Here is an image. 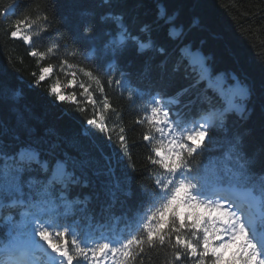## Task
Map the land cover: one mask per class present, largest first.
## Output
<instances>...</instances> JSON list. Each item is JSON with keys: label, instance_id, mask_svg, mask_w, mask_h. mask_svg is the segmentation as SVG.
Instances as JSON below:
<instances>
[{"label": "snow or ice", "instance_id": "6c2138e0", "mask_svg": "<svg viewBox=\"0 0 264 264\" xmlns=\"http://www.w3.org/2000/svg\"><path fill=\"white\" fill-rule=\"evenodd\" d=\"M170 2L175 3L177 11L167 15L159 0H104L103 12L97 10V0H56L52 5L54 8L69 6L63 19L53 25L47 16L44 17L48 25L44 31L55 34L48 52L70 48L73 59L79 56L91 65L87 69L67 72L69 86L78 87L80 97L75 91L66 94L55 85L50 88L49 95L58 104L74 105L90 128L107 132L102 111L112 109L109 89L127 90L132 86L133 73L141 79L150 78L153 73L157 77L150 103L144 107V118L137 123L146 121L148 125L141 134L146 145H152L157 135L161 137L157 145L149 149L145 169L150 176V169H158V178L152 181L150 189H146L137 182L135 169H129L122 177L116 175L115 167H109L104 173L112 185L113 198L116 191L121 192L122 203L129 210L148 206L154 209L145 217L148 221L144 224L146 233L126 237L123 243L117 241L119 247L110 243H97L93 247L86 242V237L72 233L70 226L60 224V230L52 231L57 218L72 215L76 205L86 207L91 200L89 195H84L83 199L79 193L75 197L72 195L73 188L89 187L90 160L86 153L67 151L61 141L36 138L35 129L22 114L17 116L12 139L7 140L2 131L6 85L0 81V238L8 240L0 264H43L37 257L40 251L48 252V264H105L110 253L118 252L122 253V258L116 264H128L124 258L134 254L139 258L145 245L150 250L169 248L171 258L166 264H264V247H261L264 240L257 239L264 233V227L257 229L253 220L242 214L237 206L238 201L254 202L257 199L252 190L255 185H247L253 178L252 168L259 162L247 158L241 147L248 130L234 133L230 138L237 168L230 169L228 175L220 179L222 187L211 188L192 165L206 140L211 139L210 129L200 126L186 134L178 132L181 127L177 122L178 110L187 103L184 97L199 85L194 81L186 88L168 93L165 81L181 71L185 55L203 56L205 60L208 56L200 44V35L191 31L180 18L183 0ZM134 6L150 7L154 14L143 18L127 14L125 10ZM113 20L120 23L119 35L111 23ZM27 23L26 19H16L14 29H9L6 34L31 42L33 38L20 31V26ZM61 26L70 33L68 38L61 34ZM32 27L28 24L29 30ZM110 28L112 31H108ZM144 33L153 38L150 44L140 42ZM145 49H150L154 55L145 57ZM174 54L179 58L174 59ZM31 55L35 57L37 53L33 51ZM63 68L71 69L72 66L65 60ZM53 71L51 66L42 68L35 85L46 82V77ZM78 71L96 85L95 95L90 85L77 82ZM162 93L170 98L176 112L163 99L157 98ZM132 95L133 92L128 91V97ZM233 96L218 117L219 130L225 136L229 131L230 112L245 124L255 111L251 106V86H238ZM81 98H86L93 109L102 98V111H93L92 117L88 118L87 110L79 106ZM258 107L260 117L264 119V91L260 94ZM168 137L165 151L164 140ZM105 138L111 141L110 135ZM130 147L126 137L121 135L119 149L126 152ZM259 191L264 196V176L260 178ZM69 234L72 235L70 241L66 239ZM136 248L140 251L136 252Z\"/></svg>", "mask_w": 264, "mask_h": 264}, {"label": "trees", "instance_id": "16d2710c", "mask_svg": "<svg viewBox=\"0 0 264 264\" xmlns=\"http://www.w3.org/2000/svg\"><path fill=\"white\" fill-rule=\"evenodd\" d=\"M55 3L56 0H0V81L6 85L3 96V134L7 140L12 139L17 116L22 114L35 129L36 138L58 140L62 142L63 148L73 154L78 151L87 154L90 160L87 170L89 187L73 188L72 195L75 197L79 193L81 199L84 195H89L91 200L86 207L83 204L76 205L72 215L57 218L52 231L60 230V224L70 226L72 233L86 237L87 243L107 238L117 242L130 238L131 235L146 233L144 224L148 221L145 217L154 209L148 206L129 210L122 203L124 196L121 192L116 191V197L113 198L112 185L108 183L109 177L104 173L109 167H115L116 175L122 177L129 169H135L137 182L146 189H150L152 181L158 178V169H150L151 176L145 169L149 149L156 146L161 137L157 135L152 145H146L142 142L141 134L148 129V125L146 121L137 123L144 118V107L150 103V93L155 91L154 82L157 77L153 73L150 78L141 79L137 73H133L130 88L109 89L111 110L102 111V98L96 103L95 109L86 98H81L79 106L87 110L88 118L92 117L93 111H102L107 132L100 133L95 127L87 126L84 115L75 110L74 105L58 104L49 95L50 88L57 85L58 90L66 94L75 91L80 97L81 90L69 86L67 72L91 67L88 61L79 56L73 59L70 48L48 52L55 34L44 31L48 27L44 17L47 16L55 25L63 19L69 7L66 5L54 8L52 5ZM159 5L167 15L177 11L175 3L170 0H159ZM97 10H105L104 0H97ZM125 11L142 18L154 14L150 7L134 6ZM179 14L188 28L201 37L200 44L208 56L207 60L204 59V66L212 77L211 80L223 75L224 86H251V106L255 108L245 124L230 112L227 136L219 130V120L211 125V139L206 140L200 154L192 160V165L209 187L219 183L230 169L237 168L236 154L230 147L231 136L247 129L248 134L244 135L241 147L247 158L259 162L252 168L253 178L247 186L255 185L252 188L260 194V178L264 176V119L260 117L258 101L264 91V0H183ZM16 19L27 20L28 23L21 25L20 30L33 38L31 42L13 39L10 34H6L9 29H14ZM111 23L119 35L120 23L114 20ZM28 24L33 25L31 30L28 29ZM61 34L65 38L70 35L63 26ZM152 39L150 34L144 33L140 42L150 44ZM33 51L37 53L35 57L31 55ZM192 51L195 52L194 49ZM153 55L150 49L144 50L145 57ZM173 58L179 57L174 54ZM65 60L72 66L71 69L63 68ZM184 61L181 71L165 81L168 93L186 88L194 81L199 85L184 97L187 103L182 104L178 110L180 116L177 122L181 126L178 130L182 134H186L195 119L205 112L222 111L228 107L220 90L209 85L210 80L203 75V67L193 64L187 55L184 56ZM49 66L54 71L46 77V82L36 86L35 80L38 79L40 70ZM76 80L90 85L94 95L98 91L96 85L79 71ZM121 91L123 95H120ZM128 91L133 92L131 98L128 97ZM157 98L164 100L169 97L162 93ZM176 111L173 107V112ZM107 135L111 136V141L105 138ZM121 135L126 137V143L131 146L126 152L119 149ZM261 199L264 208V196ZM66 239L70 241L72 235H67ZM135 251L140 250L136 248ZM170 258L169 248L155 247L150 250L145 245L139 258H135L134 254L133 257L124 259L128 264H166ZM44 264L48 262L44 261Z\"/></svg>", "mask_w": 264, "mask_h": 264}, {"label": "rangeland", "instance_id": "374dc122", "mask_svg": "<svg viewBox=\"0 0 264 264\" xmlns=\"http://www.w3.org/2000/svg\"><path fill=\"white\" fill-rule=\"evenodd\" d=\"M21 31V34L24 35L23 31ZM194 52V51H193ZM188 58H190V61L193 63V64H198L199 68H202L203 67V75L207 76L208 77V80H211V76L208 74L205 66H204V57L203 56H196V55H187ZM224 77L223 75H219L215 78V87L218 88L220 90V92L222 93L224 99H226L228 102L232 101L234 99V96H233V93H234V90L239 86L241 87L240 84H237L236 86H232V85H227V86H224ZM57 86V85H56ZM59 86H57L58 88ZM169 102H170V99H168ZM235 102H239L238 100H236ZM229 105V103H228ZM219 113L220 111L219 110H209L208 112H205L204 114H202L199 118L195 119L194 123H193V128H199L200 126H205V127H210L212 124H214L217 120V118L219 117ZM191 129V130H192ZM168 139H170V137L168 138H165L164 142L166 143V146H167V142H168ZM257 200L259 201L257 204H252L251 202H248V206L247 207H253V206H258L256 207V210L259 211L260 213V217H263L264 216V213L262 211V208L260 210V207L262 205V203H260V199L257 198ZM240 203L242 205H244L243 202L240 201ZM237 206L239 207V205L237 204ZM245 207V208H247ZM247 209L248 212H251L250 209ZM235 210V208H234ZM242 210V214L246 215V214H249L247 213V211L244 212V206H243V209ZM253 215H255V211H254V208H253V212H251V214H249V218L253 220L254 222V217ZM256 225V227H259L257 229H260L262 228L263 226L261 225H258L256 223H254ZM250 235H254L256 236V233H252L250 232ZM264 234L261 233L259 236H257V239H262L264 240ZM111 245V244H110ZM113 246V245H112ZM119 247V246H118ZM261 247H264V243L261 244ZM121 254V252H118L116 254H109V257L108 259L105 261V264H114L115 260L117 259V257Z\"/></svg>", "mask_w": 264, "mask_h": 264}, {"label": "bare ground", "instance_id": "6f19581e", "mask_svg": "<svg viewBox=\"0 0 264 264\" xmlns=\"http://www.w3.org/2000/svg\"><path fill=\"white\" fill-rule=\"evenodd\" d=\"M211 187H222V186H211ZM210 187V188H211ZM253 190V189H252ZM253 192H254V190H253ZM254 194L256 195V197L257 198H259L260 199V203H262V199H261V197L258 195V194H256L255 192H254ZM241 202H243L244 203V205H242L241 203H240V201H238V205H239V207L241 208V209H243V206H244V210H245V207H247L248 206V202H244V201H241ZM259 201L256 199L254 202H251L252 204H257ZM253 212V211H252ZM247 213H249V214H251V212H248L247 211ZM249 214H246V216H249ZM5 256V255H4ZM4 256L2 257V259L4 258Z\"/></svg>", "mask_w": 264, "mask_h": 264}]
</instances>
